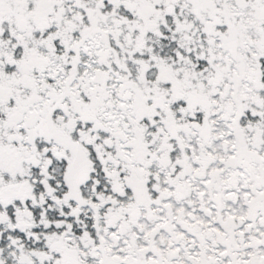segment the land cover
I'll return each mask as SVG.
<instances>
[{
	"label": "snow or ice",
	"instance_id": "obj_1",
	"mask_svg": "<svg viewBox=\"0 0 264 264\" xmlns=\"http://www.w3.org/2000/svg\"><path fill=\"white\" fill-rule=\"evenodd\" d=\"M0 264H264V0H0Z\"/></svg>",
	"mask_w": 264,
	"mask_h": 264
}]
</instances>
